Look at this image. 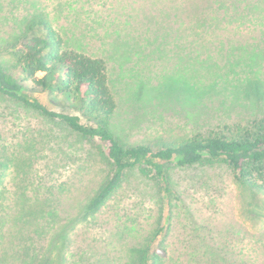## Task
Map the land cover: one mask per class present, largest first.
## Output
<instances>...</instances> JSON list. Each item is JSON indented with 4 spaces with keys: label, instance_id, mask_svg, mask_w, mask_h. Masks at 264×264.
<instances>
[{
    "label": "rangeland",
    "instance_id": "1",
    "mask_svg": "<svg viewBox=\"0 0 264 264\" xmlns=\"http://www.w3.org/2000/svg\"><path fill=\"white\" fill-rule=\"evenodd\" d=\"M231 4L235 11L228 9L230 17H222L225 10L217 14V6ZM260 13L264 0H0V62L11 69L6 45L31 18L44 15L66 48L106 62L118 100L109 126L123 143H167L264 116V101L234 108L222 91L203 85L213 73L230 75L229 63L241 60L245 73L235 77L237 82L264 81ZM239 40L256 50L243 56ZM224 53L220 62L228 69L217 62ZM27 83V91L50 109L92 123L61 93ZM105 147L99 138L83 139L59 120L0 94V161H11L0 185V227L4 246L30 256L18 264L32 256L38 264L46 255L57 264H122L136 243L134 234L153 230L158 217L163 224L179 205L183 218L173 221L168 238L175 248L196 225L194 210L209 222L243 225L253 232L264 227V218L249 212L251 197L243 195L225 165L173 167L174 187L163 199L156 185L134 171L99 212L83 219L81 204L108 170ZM220 188L226 193L217 197ZM257 195L264 201L263 192L257 190Z\"/></svg>",
    "mask_w": 264,
    "mask_h": 264
},
{
    "label": "trees",
    "instance_id": "2",
    "mask_svg": "<svg viewBox=\"0 0 264 264\" xmlns=\"http://www.w3.org/2000/svg\"><path fill=\"white\" fill-rule=\"evenodd\" d=\"M252 3L245 4V7H251ZM235 7H239V3ZM235 7L233 4L231 7L217 6V14L220 15L219 12L225 10L226 14L222 17H230L228 9L234 8L235 11ZM260 14L264 16L263 13ZM256 28L258 25L255 30ZM263 31L264 25H261V32ZM237 34L235 31L233 36ZM238 42L242 45L243 56L256 50L249 44H242L240 40ZM6 46L10 49L13 61L11 69L0 62L1 95L24 104L44 118L59 120L83 139L99 138L105 143L108 170L94 193L81 204L83 219L99 212L134 171L142 179L156 185L158 196L163 199L165 193L170 196L174 187L171 169L193 165H225L243 195L251 197L247 204L249 212L255 217L264 218V201L257 195V190L264 193V116L246 125H225L172 142L126 145L109 126L117 110L118 100L109 84L107 65L103 58L66 48L61 33L51 20L39 14L31 18L15 40ZM224 55L225 53L220 54L218 63L225 60ZM243 63L244 60L239 63L232 61L229 63L230 75L213 73L214 77L206 76L203 83L204 86L222 91V95L230 100L232 106L240 107L239 109L264 101V81L257 78L237 82L235 77L239 78L240 73H245ZM220 65L227 68L226 64ZM236 67L242 69L237 71ZM231 73L235 75L232 76ZM233 81H236L235 85H232ZM27 82L43 90L61 93L80 106L92 123L82 122L78 115L50 109L27 91ZM243 97L248 98L249 102H239ZM238 102L241 106H237ZM4 160L0 161V185L4 183L7 170L11 167L10 159L7 157ZM2 191L3 188L0 195ZM223 193L226 192L220 188L217 197L223 196ZM181 202L186 203L184 199ZM186 208L188 213L192 212L189 204ZM177 209L178 212L175 209L173 213L169 211L163 224L161 217H158L153 230L139 236L134 234L136 243L128 247L127 259L122 264H264V227L253 232L243 225L209 222L197 214L196 210V225L189 228L184 238L180 239V247H173L174 244L170 245L168 242L173 221L183 218L180 205ZM1 223L0 214V225ZM187 227L185 226L186 229ZM21 233L24 236V229ZM14 237H19V231ZM24 248L28 249L27 246ZM11 249L15 248L4 246L0 227V264H18L22 256L30 257L16 250L10 253ZM24 259L22 264H37L36 260L32 261L34 256ZM37 262L57 264L56 259L53 260L50 255Z\"/></svg>",
    "mask_w": 264,
    "mask_h": 264
}]
</instances>
